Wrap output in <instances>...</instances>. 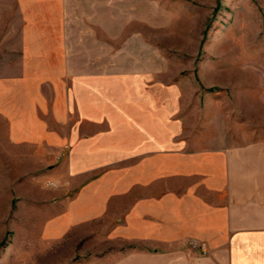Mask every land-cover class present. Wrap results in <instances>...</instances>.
<instances>
[{
    "label": "crops",
    "instance_id": "obj_1",
    "mask_svg": "<svg viewBox=\"0 0 264 264\" xmlns=\"http://www.w3.org/2000/svg\"><path fill=\"white\" fill-rule=\"evenodd\" d=\"M115 14L114 0H0V187L58 213L49 235L108 246L99 264H264V137L185 155L158 98L164 57L142 37L117 52L131 34Z\"/></svg>",
    "mask_w": 264,
    "mask_h": 264
},
{
    "label": "rangeland",
    "instance_id": "obj_2",
    "mask_svg": "<svg viewBox=\"0 0 264 264\" xmlns=\"http://www.w3.org/2000/svg\"><path fill=\"white\" fill-rule=\"evenodd\" d=\"M114 1L116 22L129 24L117 34H131L116 41L117 52L142 37L141 44L164 57L158 98L185 155L214 161L227 147L264 137V0ZM152 88L145 87L146 101H155ZM27 196L0 187V264L107 262L111 249L97 253L101 246L91 238L49 235L47 224L58 213L48 222Z\"/></svg>",
    "mask_w": 264,
    "mask_h": 264
},
{
    "label": "built area",
    "instance_id": "obj_3",
    "mask_svg": "<svg viewBox=\"0 0 264 264\" xmlns=\"http://www.w3.org/2000/svg\"><path fill=\"white\" fill-rule=\"evenodd\" d=\"M49 187H55V184L53 182L49 183ZM188 247L193 250L200 252L202 255L207 254V249L204 244L199 242L198 240L192 239L187 242Z\"/></svg>",
    "mask_w": 264,
    "mask_h": 264
}]
</instances>
